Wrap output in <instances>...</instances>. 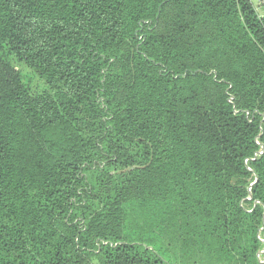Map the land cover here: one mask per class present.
I'll return each mask as SVG.
<instances>
[{
  "label": "trees",
  "instance_id": "trees-1",
  "mask_svg": "<svg viewBox=\"0 0 264 264\" xmlns=\"http://www.w3.org/2000/svg\"><path fill=\"white\" fill-rule=\"evenodd\" d=\"M0 264H264L252 0H0Z\"/></svg>",
  "mask_w": 264,
  "mask_h": 264
},
{
  "label": "built area",
  "instance_id": "built-area-1",
  "mask_svg": "<svg viewBox=\"0 0 264 264\" xmlns=\"http://www.w3.org/2000/svg\"><path fill=\"white\" fill-rule=\"evenodd\" d=\"M257 7L260 8V10L264 9V0H258Z\"/></svg>",
  "mask_w": 264,
  "mask_h": 264
},
{
  "label": "rangeland",
  "instance_id": "rangeland-1",
  "mask_svg": "<svg viewBox=\"0 0 264 264\" xmlns=\"http://www.w3.org/2000/svg\"><path fill=\"white\" fill-rule=\"evenodd\" d=\"M253 2H254V4L256 5V8H257V10H260V8H258L257 7V3H258V0H252ZM264 10V9H263ZM259 12V11H258ZM34 78H32V80H33ZM33 81H35V80H33Z\"/></svg>",
  "mask_w": 264,
  "mask_h": 264
},
{
  "label": "crops",
  "instance_id": "crops-1",
  "mask_svg": "<svg viewBox=\"0 0 264 264\" xmlns=\"http://www.w3.org/2000/svg\"><path fill=\"white\" fill-rule=\"evenodd\" d=\"M261 14H264V10H258Z\"/></svg>",
  "mask_w": 264,
  "mask_h": 264
}]
</instances>
